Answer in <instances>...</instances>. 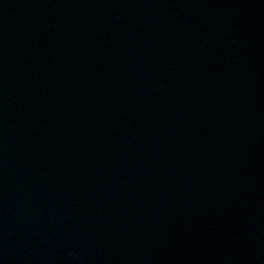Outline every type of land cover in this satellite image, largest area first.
Instances as JSON below:
<instances>
[{
  "label": "water",
  "instance_id": "obj_1",
  "mask_svg": "<svg viewBox=\"0 0 264 264\" xmlns=\"http://www.w3.org/2000/svg\"><path fill=\"white\" fill-rule=\"evenodd\" d=\"M0 264H264V0H0Z\"/></svg>",
  "mask_w": 264,
  "mask_h": 264
}]
</instances>
